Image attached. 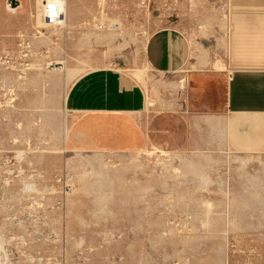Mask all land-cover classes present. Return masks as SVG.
<instances>
[{
    "label": "rangeland",
    "instance_id": "1",
    "mask_svg": "<svg viewBox=\"0 0 264 264\" xmlns=\"http://www.w3.org/2000/svg\"><path fill=\"white\" fill-rule=\"evenodd\" d=\"M257 2L67 0L65 27L33 12L19 39L0 3V264H264V150L241 149L233 113L227 142L204 131L224 86L187 95L190 71L264 68ZM101 67L140 83L148 111L195 120L144 151L69 150L67 90Z\"/></svg>",
    "mask_w": 264,
    "mask_h": 264
},
{
    "label": "crops",
    "instance_id": "2",
    "mask_svg": "<svg viewBox=\"0 0 264 264\" xmlns=\"http://www.w3.org/2000/svg\"><path fill=\"white\" fill-rule=\"evenodd\" d=\"M47 0H13L12 35L19 39L21 34L31 29L38 11L44 13ZM3 0H0V3ZM260 2V1H258ZM257 0H236L237 9L242 5H254ZM8 4V0H7ZM70 23L81 22L78 4L70 1ZM68 20V8L67 18ZM167 36L172 34L166 33ZM176 39L174 36L171 38ZM181 52L172 55V63L178 65ZM177 54V55H176ZM217 66V63H214ZM174 66V64H173ZM179 66V65H178ZM177 66V67H178ZM219 66V65H218ZM220 68V67H219ZM187 95L189 104L197 96L206 98L221 85L225 88V101L219 108L204 103L200 110L204 131L219 132L227 138L229 121L235 115L234 124L237 138H241V149L264 150V68L240 69L234 72L207 68L190 71ZM189 105V108H190ZM66 111L71 116L67 125L69 150L95 151L105 153H135L156 145L157 139L174 140L178 133L169 129V121L174 125L180 117L195 120L191 114L148 111L143 86L133 77L114 68H96L77 75L65 97ZM198 110L191 107L190 110ZM208 123V124H207ZM188 129V138L192 136ZM222 140V139H221ZM227 142L226 139L223 143ZM162 144V143H160ZM223 146V145H222Z\"/></svg>",
    "mask_w": 264,
    "mask_h": 264
},
{
    "label": "built area",
    "instance_id": "3",
    "mask_svg": "<svg viewBox=\"0 0 264 264\" xmlns=\"http://www.w3.org/2000/svg\"><path fill=\"white\" fill-rule=\"evenodd\" d=\"M8 6H13V0H8ZM65 4L61 0H47L44 11V21L47 25L61 28L66 24Z\"/></svg>",
    "mask_w": 264,
    "mask_h": 264
},
{
    "label": "bare ground",
    "instance_id": "4",
    "mask_svg": "<svg viewBox=\"0 0 264 264\" xmlns=\"http://www.w3.org/2000/svg\"><path fill=\"white\" fill-rule=\"evenodd\" d=\"M50 1V0H49ZM61 2L63 3V4H65V10H64V13H65V17L67 18V0H61ZM7 9L9 10V11H12V12H14V10H15V8L14 7H11V6H8V4H7ZM45 22V21H44ZM46 24V23H45ZM66 26V24L63 26V27H65Z\"/></svg>",
    "mask_w": 264,
    "mask_h": 264
}]
</instances>
